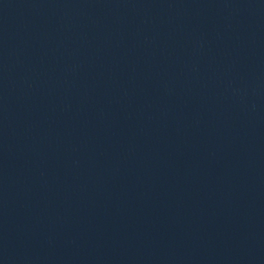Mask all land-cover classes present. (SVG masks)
I'll return each instance as SVG.
<instances>
[{
	"label": "water",
	"instance_id": "water-1",
	"mask_svg": "<svg viewBox=\"0 0 264 264\" xmlns=\"http://www.w3.org/2000/svg\"><path fill=\"white\" fill-rule=\"evenodd\" d=\"M0 264H264V0H0Z\"/></svg>",
	"mask_w": 264,
	"mask_h": 264
}]
</instances>
